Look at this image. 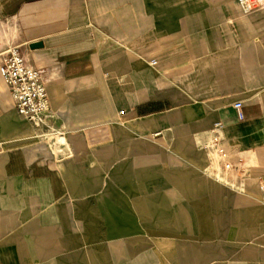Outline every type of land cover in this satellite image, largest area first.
Returning a JSON list of instances; mask_svg holds the SVG:
<instances>
[{
	"label": "crops",
	"instance_id": "0c3cea01",
	"mask_svg": "<svg viewBox=\"0 0 264 264\" xmlns=\"http://www.w3.org/2000/svg\"><path fill=\"white\" fill-rule=\"evenodd\" d=\"M13 46L43 73L50 128L18 113L0 75V264H264V191L250 187L264 178V9L0 0V65ZM107 71L131 76L107 90ZM216 121L231 159L251 167L245 180L215 175L204 145ZM108 128L116 152H146L109 181L106 160L87 159L90 137ZM242 181L246 190L226 185Z\"/></svg>",
	"mask_w": 264,
	"mask_h": 264
},
{
	"label": "built area",
	"instance_id": "2783aa9c",
	"mask_svg": "<svg viewBox=\"0 0 264 264\" xmlns=\"http://www.w3.org/2000/svg\"><path fill=\"white\" fill-rule=\"evenodd\" d=\"M238 3L244 13L264 9V0H238ZM151 63L155 64L156 61ZM0 75L10 90L18 113L37 128H50L47 114L51 105L43 73L27 62L18 46L11 47L5 53L0 65ZM234 107L239 118L244 119L242 102L236 101ZM204 149L213 153L215 160L222 163L224 173L238 171L245 180L247 171L243 170L242 158L234 162L226 147L225 125L222 121L214 123ZM216 177L218 178V174Z\"/></svg>",
	"mask_w": 264,
	"mask_h": 264
},
{
	"label": "rangeland",
	"instance_id": "374dc122",
	"mask_svg": "<svg viewBox=\"0 0 264 264\" xmlns=\"http://www.w3.org/2000/svg\"><path fill=\"white\" fill-rule=\"evenodd\" d=\"M144 42H145V44L146 43H150V40H147V41L145 40ZM141 46H143V48H141L140 52H139L140 69H139L138 73L137 72L133 73L134 76H138L139 85L143 84V82H142L143 80L146 81V76H150V44H149L148 47L144 46V45H140V47ZM141 51H146V52H141ZM130 76H131L130 72H128V73H124V72L123 73H120V72L117 73V72H114V71H111V72L107 71L106 72V79H107V83H108V89L107 90L111 89V88H109V86L113 82H118L119 81L121 83V81H125L127 79L129 80ZM110 87H112V86H110ZM143 89H144V87L140 86V90H143ZM123 91L125 92L124 89H123ZM147 119L148 118H141L139 120L140 121V123H139L140 127H145L144 125H145V122H146ZM121 121L125 123L124 119H121ZM132 138H133V141L135 140L136 143L138 142V143L141 144V143H143L144 136H142V135L132 136ZM115 141L116 140H115L114 133L109 128L107 129L106 134L104 136L101 135L100 138L98 136L97 137H94V136L90 137V145H91V148H93L92 149L93 151H91L89 153L87 159H89L92 162H96L95 163L96 165L98 164L99 161H101L103 163L104 160H106L107 168H103V171L106 170L107 181H109V179L113 175H115L114 174L115 171L120 170V169H117L118 166H120L121 164L126 163L127 161L128 162L131 161V159H136L138 156L141 157V155L146 154V152H143V151H142V153L139 152L137 154L134 153V152L132 153L131 150H130V148H131L130 145L126 146V149H128V151H122V152H118L117 151L116 152L115 151V147H114ZM105 146H106V150L102 151V148H104ZM99 147H101V151L100 152H98V148ZM214 157H215V155H214ZM144 159H146V158H144ZM216 162L218 164V169L216 170L217 171L216 174H218V179L220 181L228 182L227 180L224 179V176L226 174H229V173L228 172L227 173L223 172L222 163L220 161L217 160ZM242 162H245V160L243 159ZM248 168L251 169L250 166H246L245 165L243 167V170L245 169V171H247V174L245 175V177H247L251 173V170H250V173H249ZM125 170H127V168ZM140 170H141V168H140ZM252 172H257V166L253 167ZM252 178H255V180H252L250 182L251 190L252 191H261V192H263L264 191V178H259L257 180H256V177H254V176H252ZM109 185L110 184H107V186H109ZM226 185H230V186L233 185L234 187H237L239 190H246V187H247L248 183L245 182V181L244 182L242 181V182H239L238 184H236V183H234V184L227 183Z\"/></svg>",
	"mask_w": 264,
	"mask_h": 264
},
{
	"label": "water",
	"instance_id": "95a60500",
	"mask_svg": "<svg viewBox=\"0 0 264 264\" xmlns=\"http://www.w3.org/2000/svg\"><path fill=\"white\" fill-rule=\"evenodd\" d=\"M42 46H43V42H41V41L31 44L32 48H39Z\"/></svg>",
	"mask_w": 264,
	"mask_h": 264
}]
</instances>
